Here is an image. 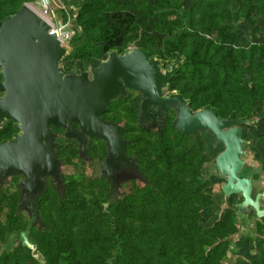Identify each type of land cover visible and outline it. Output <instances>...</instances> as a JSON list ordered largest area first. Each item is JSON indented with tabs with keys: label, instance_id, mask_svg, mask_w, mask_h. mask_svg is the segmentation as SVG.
Wrapping results in <instances>:
<instances>
[{
	"label": "trees",
	"instance_id": "obj_1",
	"mask_svg": "<svg viewBox=\"0 0 264 264\" xmlns=\"http://www.w3.org/2000/svg\"><path fill=\"white\" fill-rule=\"evenodd\" d=\"M34 1L0 0V22ZM61 12L74 29L60 63L64 70L78 71L110 50L136 46L164 64L182 59L167 89L191 110L212 107L220 118L264 119V0H81L73 14ZM167 111L160 132L146 131L127 99L112 101L103 117L125 126L127 148L146 181L126 180L123 194L105 206L110 192L103 177L66 178L64 167L80 159L76 146L70 148L61 167L62 194L48 180L36 201L42 225L29 233L35 248L18 240L1 251L0 264H226L244 209L234 204L206 224L207 209L223 196L225 182L211 171L214 156L205 134L213 135L200 131L194 142L172 124L174 111ZM16 132L8 120L0 142ZM20 199L18 176L11 177L0 188V212L7 209L0 242L25 228ZM247 243L257 253L264 249V217L254 221Z\"/></svg>",
	"mask_w": 264,
	"mask_h": 264
},
{
	"label": "water",
	"instance_id": "obj_2",
	"mask_svg": "<svg viewBox=\"0 0 264 264\" xmlns=\"http://www.w3.org/2000/svg\"><path fill=\"white\" fill-rule=\"evenodd\" d=\"M43 2L50 6V0ZM32 5L23 3L0 22V128L10 119L18 130L12 138L0 142V188L9 178L21 177L18 213L27 214L25 228L18 235L23 246L35 248L29 233L33 226L42 225L36 201L48 180L58 193L64 190L62 159L56 153L57 135L52 126L63 128L66 139L77 141L83 159L88 157L89 138L106 143L108 153L102 161V175L111 183L109 201L118 197L114 173L135 158L124 153L129 143L121 135L124 126L101 115L111 101L126 97L128 89L143 96L137 122L146 130L160 132L165 110L170 107L175 113L172 124L191 135L194 142L198 141L199 131H209L216 144L223 146L213 160L218 175L225 179L223 197L241 194L237 205L258 218L264 217V190L253 195L251 177L241 176L247 142L242 125L252 120L220 118L212 107L193 111L177 91H167L181 58L169 68H162L161 59L131 47L122 53L110 50L91 72H65L60 62L70 48L62 44L57 32L51 30L50 21Z\"/></svg>",
	"mask_w": 264,
	"mask_h": 264
},
{
	"label": "rangeland",
	"instance_id": "obj_3",
	"mask_svg": "<svg viewBox=\"0 0 264 264\" xmlns=\"http://www.w3.org/2000/svg\"><path fill=\"white\" fill-rule=\"evenodd\" d=\"M80 2L81 0H50V6L46 9L47 13H44L45 8L42 0H37L31 3L40 14H45L46 17L50 18V23H56V20L54 19L55 16L57 21L66 25L64 31L70 34V32L74 30L73 21L69 19L67 22H64L61 11H67L68 13L73 14ZM68 46L71 49L69 43ZM104 58H101L93 64L81 66L78 71L74 72L78 73L82 70H88L91 72V70H93ZM172 62L173 61L168 64L163 63L162 68H169ZM64 71L71 72L66 70ZM244 132L246 133L244 139L247 142L244 146L245 155L243 159L245 160V165L241 170V176L251 177L254 183V195L256 192L264 190V119L254 120L253 123L247 124ZM205 135L212 145L209 153L215 157V155L222 150L223 146L222 144H216L214 136H211L210 134ZM56 141L58 142L56 153L61 159L67 155L70 148L76 146L75 141L66 139L63 135L59 136ZM211 171L213 173H217V169L214 165L213 168H211ZM63 172L66 175V178L81 181L90 177L92 173L97 172V169L92 165H88L85 160H73L69 165L64 167ZM241 200V194H232L226 198L223 196H217L214 204L207 209L208 220L206 224H212L228 207L241 202ZM262 202L264 203V196L262 198ZM6 212L7 209H3L0 212V220L5 221ZM23 214L27 217L25 212ZM238 217L240 222L239 232L233 239L234 245L232 250L227 255L226 264H261L259 253L264 256V249H261L259 253H257L254 251V246L247 243V234L254 231V221L256 218H260H258L254 213L250 214L247 210L241 212ZM17 242L18 234L15 232L10 233L6 241L0 242V253L4 249H10Z\"/></svg>",
	"mask_w": 264,
	"mask_h": 264
},
{
	"label": "flooded vegetation",
	"instance_id": "obj_4",
	"mask_svg": "<svg viewBox=\"0 0 264 264\" xmlns=\"http://www.w3.org/2000/svg\"><path fill=\"white\" fill-rule=\"evenodd\" d=\"M0 80H1V76H0ZM168 91V89H167ZM170 91V90H169ZM120 98H124V99H127L128 102H130L131 106H133L136 111H137V118H138V115H139V109H140V106H141V102L143 100V96L140 92L138 91H135V90H131V89H128L127 90V95L126 97H120ZM119 99V98H118ZM117 100V99H116ZM115 101V100H113ZM112 102V101H111ZM110 102V103H111ZM109 103V104H110ZM108 104V105H109ZM108 108V106H107ZM106 108V110H107ZM168 108L170 107H167L166 108V116H167V113H168ZM106 110L104 111V113L101 115V117L104 119V120H107V121H113L111 119H108V118H105L103 117V115L105 114ZM175 116V114H174ZM137 118H136V121H137ZM10 120V119H9ZM8 121V120H7ZM6 121V122H7ZM4 122L2 125H1V128L3 127V125L6 123ZM113 122H117V121H113ZM119 123V122H118ZM120 125H122L121 123H119ZM138 124V122H137ZM139 125V124H138ZM123 126V125H122ZM141 128H143L144 130H146L143 126L139 125ZM0 128V129H1ZM150 130V129H149ZM149 130H146V131H149ZM154 130H157V129H154ZM52 131L54 133H56L57 135V138L62 134L63 135V132H64V129L60 132V131H56L54 129H52ZM158 131V130H157ZM18 132V130H17ZM16 132V133H17ZM126 132V128L124 126V130L122 132V137L126 140H129V143L126 144V146L124 147V153L127 157H134L135 160H133L131 163H128V164H123L121 165L117 170L116 172L114 173V179H115V184L117 185V189L118 191L115 190L116 194H117V198L115 199V201L123 194V191L125 190V188L123 187L122 183L125 182L126 180L128 179H138V180H144L143 178V175L142 173L140 172L139 170V165H138V158L136 156V154L134 152H131L132 149L131 148H127L129 146V144L131 143V139H129L128 137L124 136V133ZM200 132V131H199ZM198 132V133H199ZM15 133V134H16ZM14 134V135H15ZM13 135V136H14ZM12 138V137H11ZM56 138V139H57ZM10 139V138H9ZM74 140V139H72ZM101 140V141H99ZM76 142V151H77V148H78V144H77V141L74 140ZM57 149V148H56ZM93 151H97V155H94L93 157L90 156V152L93 153ZM108 153V146L106 145V143L102 140V139H96V138H89L88 139V143H87V154H88V157L86 159H83L82 157L79 156V153L77 151V154L79 156L80 159H77V160H85V162L88 164V165H92L94 166L96 169H97V172H94L92 173V175L94 176H101L103 177L106 182L108 183V189H109V192H110V196H109V199L107 202H105V206H107L110 202L112 201H109L111 196H112V192H111V183L107 181L106 177H104L102 175V161L103 159L106 157ZM64 165V161L62 159V164H61V167ZM134 165H137V168H135ZM136 172H139L142 176L141 177H138V175H136L135 173ZM61 174H62V169H61ZM21 177L18 176V183L20 181ZM146 181V180H144ZM48 183V182H47ZM118 183V184H117ZM21 194V193H20ZM114 201V202H115ZM19 204V203H18ZM18 210V208H17Z\"/></svg>",
	"mask_w": 264,
	"mask_h": 264
},
{
	"label": "built area",
	"instance_id": "obj_5",
	"mask_svg": "<svg viewBox=\"0 0 264 264\" xmlns=\"http://www.w3.org/2000/svg\"><path fill=\"white\" fill-rule=\"evenodd\" d=\"M43 2V0H42ZM44 5V13L46 12V9H48V6L43 2ZM54 19L56 20L55 24L51 22V30L56 31L58 38L61 40L62 44L68 46V43L72 37V35L74 34V30L69 33H67L66 31H64V28L66 25L61 24V22L57 21V18L54 16ZM69 20V18H68ZM67 20V21H68ZM66 21V22H67Z\"/></svg>",
	"mask_w": 264,
	"mask_h": 264
},
{
	"label": "bare ground",
	"instance_id": "obj_6",
	"mask_svg": "<svg viewBox=\"0 0 264 264\" xmlns=\"http://www.w3.org/2000/svg\"><path fill=\"white\" fill-rule=\"evenodd\" d=\"M41 5V4H40ZM33 6V5H32ZM38 6V5H37ZM34 7V6H33ZM35 8V7H34ZM51 10V9H50ZM42 11V10H41ZM48 11V10H47ZM47 13V12H46ZM42 15V14H41ZM43 17L46 18L47 20H49L50 18L46 17L45 14H43Z\"/></svg>",
	"mask_w": 264,
	"mask_h": 264
}]
</instances>
